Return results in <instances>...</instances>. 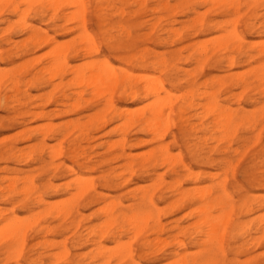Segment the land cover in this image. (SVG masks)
Masks as SVG:
<instances>
[{
	"label": "rangeland",
	"instance_id": "374dc122",
	"mask_svg": "<svg viewBox=\"0 0 264 264\" xmlns=\"http://www.w3.org/2000/svg\"><path fill=\"white\" fill-rule=\"evenodd\" d=\"M44 1L11 0L12 4L19 8L17 16L11 14V7L0 0V156H2L0 157V213H3V218L6 221L17 218L30 224L35 223V230L49 227L51 231L40 235L34 231L29 232L22 253L17 254L18 256L14 258H11V254L18 253V245L13 244L9 253H5L4 246L8 242L2 240L4 236L1 233L0 235L3 237H0V241L2 240L0 242V264H104V261H100L96 256L100 241L96 240L86 245L85 229L89 227L98 229L103 225L102 222L105 223L107 219L100 209L113 199L120 201L121 208L127 215L137 213L140 199L136 188L148 189L154 194V221H159L164 227V231L158 237L150 236L149 239L159 238L160 241H165L163 244L165 248L162 251L158 248L150 250L140 248L139 241L134 238V234L124 232L127 228H123L122 222H118L113 230L121 231L116 242L104 239L102 244L107 251H111L121 242V244L129 242V246L133 248V254L131 253L129 258L120 260L114 258L110 264H172L179 259V257L171 258L170 254L173 252H177L179 256L188 254L189 258L194 257L198 264H203V261L195 256L199 249L191 244V238L196 237L198 232L194 224L203 217L200 212L201 204L190 205L185 201L174 205L179 196L170 191L177 184L182 187V190L190 193L205 188L214 189L216 185L223 184L227 194L235 203V210L231 216V224L225 238L224 263L264 264V238L263 236L261 238L264 232H255V222L264 214V210L257 211L256 208L255 211L248 214L240 208L243 196L264 198V152L262 155L258 152L264 147V111H262L264 108V57L259 53L260 48L264 46V0H249V2L240 0L242 7L238 21H236L237 17L227 13L222 5H216L218 2L214 0H207L206 5L202 4L203 0L192 1L189 5L169 13V16L167 13L153 11L156 7L155 0H145L143 9L140 8V10L132 2L133 0H124L122 4L118 0H108L111 5L107 6L104 11L106 15L104 28L100 27L98 21L94 19V12L99 6H96L92 0H89L87 4L85 25L97 40L104 31L116 37H119L123 31L129 32L135 39L136 51L147 49L150 54L167 55L166 59L171 67L165 75L150 67L126 66L114 55L109 54L105 47L100 48V56H106L114 67L127 68L138 77L140 75L143 77L153 76V78H161L164 81L169 77L172 82L174 81V85H183L172 90L173 95L177 98L176 107L183 105L188 96L186 94L188 91L186 79L190 72L199 85L211 77L224 83L223 87L216 85L213 91L222 109H229L233 114H236V120L229 129L226 139L215 143L211 139H219L222 134L219 131H207V133L202 130L203 127L209 126L211 119L205 117L196 120V116L203 112L201 106L195 111H186L184 116L189 118V123L194 126L196 124L194 130L187 127L179 130L178 117L177 115L173 117L175 120L172 121L173 125L168 131V136H176V143L169 145L170 156L174 159H182L185 164L191 167L192 173L200 174L198 179H192L191 176L176 168V176H174L176 180L171 179V172L164 168H158L156 172L149 168L151 170L148 173H144L139 165L134 168L133 173L120 169L128 160L135 159V162H138L144 155L143 153L154 149L158 143L152 141L149 135L141 133L138 128L129 129L125 133L128 140L124 147L125 159H120L123 162L119 159L111 160L121 153L120 147L111 148L109 146L121 138L120 133H112V130L120 125V122L113 121L101 127L100 120L94 118L102 114L104 111L102 106H95L96 102L94 101L82 105L77 110L60 106L55 101L63 93L61 91H65L66 88L54 92L50 99L48 96H50L52 88L41 84L40 81L36 82L39 77L35 76L37 71L35 68L42 62L43 54L46 55L50 47L40 46L34 49L33 45L24 42L28 37V33L24 29L32 27L48 37H54L58 44L69 42L80 34L78 21L53 22L49 19L48 14L41 18L37 16L36 11ZM164 1H169L171 5L174 4L173 0ZM210 1L211 3H209ZM243 2H247L248 5L244 6ZM105 6L104 4L100 7ZM70 10L72 11L69 9L67 12ZM190 10H197L199 16ZM24 12L26 13L20 14ZM128 15L131 17L129 18ZM169 18L172 21H169ZM197 19L198 21H196ZM233 22H235V26ZM64 27L67 29L63 30ZM68 27L70 28L68 29ZM170 27L175 28L178 36L168 40L167 30ZM232 29L243 39L240 51L231 53L237 43L230 41L227 49L230 52L228 56L218 52L208 58L205 62L206 65L197 66L190 63L188 56L193 53L192 48L195 44L206 42L205 44L212 48L211 46L218 38L220 40L223 36L232 34ZM157 38L163 40L158 41ZM186 47L188 49H185ZM230 58L234 59L232 67L228 64ZM93 59L96 58L91 57L85 60ZM85 60H70L69 65H79ZM67 79L68 77L64 78L62 82H66ZM13 81L17 83L15 87L12 85ZM56 82H58L57 79L54 83ZM166 88H168L167 84ZM227 97L230 98L227 99ZM84 98L87 99L88 96L85 95ZM191 100H195L196 104H204L197 101L196 96ZM113 101L116 109L134 111L143 104L145 105L150 99L138 103L115 96ZM41 114L46 116L41 117ZM109 118L110 115L106 117L107 120ZM259 133L261 135L258 141ZM81 135L83 138H80L78 142L79 153H83L78 157L79 164H76L71 161L67 152L72 143ZM239 138L241 142L237 141ZM170 141V137L164 139V143ZM239 146L243 147V150L239 154H234ZM53 148L55 150L56 148L62 149V155L51 159ZM216 148L223 150L216 151ZM36 159L38 160L36 161ZM89 160L91 166L88 163ZM108 162L109 165H107ZM82 163H86L87 168H79ZM222 163L231 166L222 170ZM56 165H60L58 170H54ZM70 168L75 173L71 172ZM112 168H115L114 175L121 176L112 184L104 186L100 182L103 173ZM226 170L227 174L225 175ZM248 171H252L251 178L247 177ZM155 175H164L165 184L160 189L155 184ZM78 176L79 178H77ZM77 179L81 181L79 182ZM87 181L92 187L88 186ZM115 184L118 186L115 187ZM87 186L89 191H84V187L87 189ZM27 188L28 191L25 190ZM37 195L43 201L37 202ZM161 195L164 199L160 198ZM127 205L128 207H126ZM24 207L26 208L24 209ZM243 213L245 214L243 215ZM213 215L217 218L221 213L215 212ZM214 216L213 218H215ZM34 218L37 222L34 221ZM1 224L4 225L0 223V231L5 232ZM236 225H239L238 229H236ZM248 235L250 236L248 237ZM252 237L260 238V241L258 243L250 242V246H244L245 241H250ZM130 239L132 243H130ZM177 239L185 243V249L176 247ZM64 251L68 253L66 261L64 259L56 260L53 257ZM91 256L93 257L91 258ZM252 258L254 260H251Z\"/></svg>",
	"mask_w": 264,
	"mask_h": 264
},
{
	"label": "bare ground",
	"instance_id": "6f19581e",
	"mask_svg": "<svg viewBox=\"0 0 264 264\" xmlns=\"http://www.w3.org/2000/svg\"><path fill=\"white\" fill-rule=\"evenodd\" d=\"M118 1L122 4L124 0H118ZM155 1H156V7L153 11H159V12H163L165 14L167 13L168 16H169V13L174 12L175 10L179 9L180 7L187 6L192 1L195 2V0H173L174 4L171 5L169 1H164V0H155ZM214 1L218 2V4H216V5H218V6L222 5L226 9L227 13H231L235 17H237L236 21H238L240 19L241 7H242L240 0H214ZM246 1L249 2V0H246ZM3 2L5 3V5L11 7V14L18 16V14H19L18 6L13 5L11 0H3ZM92 2H94L96 6H99V8H97L94 12V19H95V21H98L100 27L104 28L106 26V24H104L106 22V18H105L106 15H105L104 11H105L107 6L111 5V3H109L108 0H92ZM132 2L140 10V8L143 9L145 0H133ZM247 2L246 3L243 2L244 3L243 5L247 6L248 5ZM88 3H89V0H45L44 2L41 3L39 9L36 11L37 16H39L41 18L45 14H48L49 19L53 22L54 21H64L66 23L68 21H78L77 22L78 23V30H79L80 34L77 38L72 39L69 42H66L63 44H58V43H56L54 37H48V36H46V34L41 33L37 30H34L32 27H26L24 29V30H26V33H28V37L26 38V40L24 42L28 43L29 45L31 44V46L33 45L34 49L38 48L40 46L50 47L49 48L50 50H48L46 55L43 54L44 57L41 55V58L43 57V60L35 68L37 70L36 73L34 72L35 76L37 78L39 77V79H37L36 82L40 81L41 84H45L46 86L52 88V92H51L50 96H48V98H50V99H51V96L54 92L61 91L62 88L63 89L66 88L65 91H68L69 93L67 94L65 91H61L63 93L55 101V103H57L60 106H67V107L71 108V110H77L82 105H87L93 101L96 102L95 106L96 105L102 106L104 111L102 112V114L100 116H96L94 118V119L100 120V121L99 120L98 121L100 122L99 125H101V127L102 126L104 127L105 125H107L108 123L113 122V121H119L120 122V125L115 127L112 130V133L113 132L116 134L120 133L119 136L121 138L118 139L116 142H113L109 146L111 148H114L117 146L120 147L121 153L119 155H117L116 157L112 158L111 160H116V159L120 160L121 158L125 157L124 147L128 143V140L126 138L125 133L129 129L138 128L141 133H143L145 135H149L151 137L152 141L158 143V146H156L154 149L149 150L146 153H143L144 155L140 157L138 162L137 161L135 162V159H132L131 161L128 160L120 167V169H123L125 171L130 172V173H133L134 168L137 165H139V167L143 170L144 173H148V172H150L151 169L153 172H156V170L158 168H164L165 170H168L171 172V174H170L172 176L171 179L176 180V178H174V176H176L175 175L176 174L175 169L179 168L180 170H182L184 172V174L191 176L192 179H195V178L198 179L200 177V174L192 173L191 167L189 165L185 164L182 159H179V158L174 159V157L172 158L170 156L169 145L176 143V136H174V135L168 136V131L173 125L172 121L175 120V119L173 120L174 115H177V117H178L177 122L180 124L179 130H183L184 127H187L190 130H194L196 124L194 126V124L189 123V118L184 117V116L187 113L186 111H188V110H194L195 111V110H197L198 107L201 106L200 108L203 109V112L196 116V120H201L202 118H205V117H209L211 119L209 126L207 125V126L203 127L202 130H204L206 132L207 131H209V132L210 131L211 132L212 131H216V132L219 131L222 134V137L219 139H217V138L211 139V141H213L215 143L221 142L223 139H226L228 136L227 134H228L229 129L233 126L234 121L236 120V114H233L231 112V110H229V109H226V110L222 109L221 105L216 100V95H215V92L213 91V89H215L216 85H219V87H223L224 83L221 82V80H217L216 78L211 77L199 85L197 83V81L195 80L194 76L192 75V73L190 72L189 75L187 76V79H186V86L188 88V91L186 94L188 96L185 99V101L183 102V105H181L180 107H176L175 101L177 98H175V96L173 95L172 90L177 89L179 87H182L183 85H180V86H179V84L174 85L173 84L174 81L172 82V80L169 77L165 81L161 78H158V79L156 77L153 78L152 75H151L152 77H143L141 75L139 76L140 78L138 77V75H136L137 76L136 77L135 74H132L129 71V69H127V68H118V67L112 66L110 64V62L108 61V58L106 56H104V55L100 56V48L102 46L105 47L109 54L114 55L122 64H124L126 66H135V67H139V68L150 67L152 70H157L160 73L162 72L165 75L168 73L169 68L171 67L168 60L166 59L167 55L166 54L165 55H158V54H154V53L150 54V51L147 49H142V50L136 51L135 50V39L133 38V36H131V34L129 32L123 31V33L120 34L119 37H116V36L108 34L107 31H104V32H102L101 37L98 38V40H97L95 35L92 34L90 31H88L86 28V25H85V12H86V7H87ZM207 3H208L207 0H203L202 4L206 5ZM209 3H211V1ZM104 4L106 6L101 8L100 6H102ZM69 9H72V11L70 10L67 12V10H69ZM120 11H122V10H120ZM190 11H192L193 14H196V15H198V13H199V12L198 13L196 12L197 10L196 11L190 10ZM138 12H140V11H138ZM25 13L26 12L20 13V14L23 15ZM120 14H122V13H120ZM222 14H223V12H222ZM183 16H184V13H183ZM128 17H129V15H128ZM157 19H159V18H157ZM160 20H161V18H160ZM242 20H244V19H242ZM21 21H23V20H21ZM169 21H172V20L170 19ZM196 21H198V19ZM233 23L235 26V22H233ZM56 26H58V25H56ZM151 26L153 27V25H151ZM69 28L70 27H68V29ZM76 28H77V26H76ZM253 28H254V26H253ZM66 29L67 28L64 27L63 30H66ZM174 29L175 28L170 27L167 30V34L169 36L168 40L178 36L177 31ZM122 30H124V29H122ZM258 30H259V28H258ZM224 33H223V35H224ZM157 40L162 41L163 39L157 38ZM212 40H213V38H212ZM230 41H234L237 43L236 46L234 45L231 53H236V52L240 51L241 43H243V39L241 38L240 35H238V33L235 30H233L232 34H230L229 36H223L222 38H220V40L218 38L217 41H215V42L213 41L214 43H213V46H211L212 48H209L205 44L206 42H204V44H200V43L195 44L194 47L192 48L193 53L190 56H188V60L190 61V63H193L197 66H200V65H204L205 62L208 60V58H210L211 55L216 54L218 52H221L222 54L228 56L229 55L228 53H230V52H228L227 49H228V44L230 43ZM185 49H188V47H186ZM259 53L264 57V46L262 48H260ZM169 56H171V55H169ZM91 57H94L96 59H93L90 61L85 60V59L91 58ZM38 58H40V57H38ZM75 59H80V60H85V61L81 62V64H79V65H77V64L76 65L75 64L69 65L70 64L69 61L75 60ZM35 61L37 63L36 59H35ZM188 64H189V62H188ZM228 64H230L229 66H231V67L234 66V59L230 58L228 60ZM219 65H221V64H219ZM219 67H221V66H219ZM259 71H261V70H259ZM260 73H259V75H260ZM203 75H204V73H203ZM148 76H150V75H148ZM66 77H68L67 81L62 82V80ZM55 79H57L58 82L54 83ZM166 84L168 85V88H166ZM12 85L15 87L17 85L16 81H13ZM230 87H228V88H230ZM263 90H264V87H263ZM261 92H262V90H261ZM85 95L88 96L87 99L84 98ZM115 96H117V97L119 96L120 98H122L124 100L132 101V102H138V103L149 100V99H150V101L145 103V105L143 104L142 106L138 107V109H136L134 111L126 110V109L125 110L124 109L119 110V109H116L114 101H113ZM194 96H196L197 101H200L201 103H204V104L201 105L198 103L197 104L194 103L195 100H191L194 98ZM178 97H179V95H178ZM229 98L230 97H227V99H229ZM242 99L244 100V98H242ZM247 106H248V104H247ZM262 111H264V108H262ZM32 112H30V113H32ZM107 114L110 115V118L108 120L106 119V117L109 116ZM34 116H39V115H34ZM40 116L45 117L46 115L41 114ZM263 120H264V118H263ZM48 128H49V126H48ZM263 129H264V127H263ZM260 135H261V133H259V135H257L258 141H259ZM166 137H170L171 141L168 143H164V139ZM80 138H83V136L81 135V136L77 137L76 140L74 139L75 141L72 143L71 147L68 149V152H67V155L69 156L71 161L76 163V164H79L78 157L83 153V152L79 153V143L78 142H79ZM237 141H240V138ZM111 148H108V149H111ZM58 149L56 148V150L54 149L53 151H51V159H54L56 157H60L62 155V149H60V148H58ZM215 150L216 151H222L223 149L216 148ZM242 150H243V147L239 146L234 151V154L235 153L239 154ZM258 152H260L262 155V152H264V147H262V149H260V151H258ZM260 153H258V154H260ZM53 154H55V155H53ZM227 155H229V154H227ZM263 155H264V153H263ZM258 156L260 157V155H258ZM0 157H2V156H0ZM37 160L38 159H36V161ZM120 161H122V160H120ZM88 163L91 166L90 160ZM109 164L110 163L108 162L107 165H109ZM255 165H257V164H255ZM221 166L223 167L222 168V170H223L225 168L226 169L230 168L231 165L227 164V163H222ZM59 167H60V165L54 166V170H58ZM85 167H86V163H82L79 165V168L83 169ZM89 168H91V167H89ZM140 168H138V169H140ZM149 168H151V169H149ZM114 170H115V168H112L108 172L103 173L104 175L102 176L100 182L104 186L110 185V184H112V182L114 180L117 181L120 178L121 175H114ZM252 171H248L249 173L248 172L246 173L248 178L252 177V175H253L251 173ZM71 172L75 173L73 169H71ZM224 174L225 175L227 174V170ZM155 176H156V178H155L156 183L155 184L160 189L165 184L164 179H163L164 175H155ZM77 178H79V176ZM253 178H255V177H253ZM77 181L80 182L81 180L77 179ZM83 182L86 183V181H83ZM90 182H91V180H90ZM87 184H88V181H87ZM175 184H177V183H175ZM78 186H76V187H78ZM88 186L92 187L91 184H88ZM88 186L86 187L87 189H85V187H84L83 190L89 191ZM117 186H118V184H115V187H117ZM213 188H214V186H213ZM136 189L138 191V196L140 199V207H139L137 213L132 214V215H127L126 212L121 208L120 201L113 199L112 201L105 203L103 208L100 209V212L102 214H104L106 219H107L105 221V223L102 222L103 225H101L100 228H98V229L97 228H90V227L85 229V232H86L85 236L87 237L85 240L86 245L89 243H93L96 240L100 241L98 243V246H97L96 256L100 259V261L101 260L104 261V264H110L111 260L114 258H119L118 260L124 259V258H129V257H131V253L133 254V248H132V246H129V242L128 243L125 242L124 244H121L122 243L121 242L120 244L116 245V247L111 251H107L105 246L102 244V242H103L102 240H104V239H109L113 242H116V240L119 237L118 235L121 231L120 230L113 231V230H114V228L118 222H122L123 228H125V229L127 228L126 230L124 229L125 230L124 232H126V231L132 232L134 234V238L139 241L140 248L147 249V250H150L153 248H158L160 251H162L165 248L164 247L165 245L163 246L165 241L164 242H163V240L160 241L161 239H159V238H156L155 240L149 239L150 236H157L158 237L164 231V227L161 225V223L159 221H154V210H155V206L153 204L154 194H152L151 191L148 189H143V188H136ZM25 190L28 191V188ZM83 192H80V193H83ZM170 192L173 194H177L179 196V199L175 202L176 204H174V205H177V203L181 204L182 202H185V201L188 202L190 205H195L197 203L201 204L200 212L203 214V217L194 224L195 229H198V232H197L196 237L191 238V241H192L191 244H193L194 247L199 249V251L195 254V256H198L201 259V261H203V264H225L224 263V261H225V258H224L225 238H226L229 226L231 224V216L235 210V203H234L233 199L227 194V192L225 190V186L223 184H221V185H216L214 189L205 188V189L200 190V191L194 190V193H190V192H186V191L182 190V187L179 184H177V186L175 188H171ZM215 193H217V194H215ZM38 195H39V193H38ZM38 195L36 197H38ZM163 195L160 196L161 199H164ZM1 196H3V195L1 194ZM78 196H80V195H78ZM78 196H76V197L79 198ZM36 200L38 202V201H41L42 199L40 200V198L38 197ZM69 200H70V198H69ZM71 200H72V198H71ZM81 202H80V204H81ZM241 202H242L241 206H240L241 210L243 212L244 211L247 212L248 214L252 213V211H255L256 208H257L256 209L257 211L264 210V198L248 197L246 195V196H243L241 198ZM126 207H128V205ZM169 207H170V205H169ZM25 208L26 207H24V209ZM59 209H60V207H59ZM61 212H62V209H61ZM215 212H219V213H221V215H219L217 218L213 215L215 217V218H213L212 214ZM96 213H97V211H96ZM196 213H197V211H196ZM244 214L245 213H243V215ZM99 217H100V215H99ZM0 218H1L0 223L4 224V225L1 224V227L3 226L2 229L5 231V232L0 231V234L2 233V235L4 236L3 237L0 235V237H3L2 240H6V242H8L4 246V249L6 250L5 253H7V254L9 253V249L13 246V244H17L19 247L18 253H16L15 255L11 254V258L17 257L18 256L17 254L22 253V250H23V247H24V244H25V241H26V238H27V235L29 232L34 231L36 234L40 235V234H46V233L51 231V228H49V227H45V228L42 227V228L35 230V225H34L35 223L30 224V223H27L25 221H20L17 218H12V219L6 221L3 218V213H0ZM34 221L37 222V220H35V218H34ZM235 227H236V229H238L239 225H236ZM242 228H243V226H242ZM120 229H122V228H120ZM255 229H256L255 230L256 233H260L262 231L264 232V214L258 218L257 222H255ZM180 230H182V229H180ZM5 234H6V236H5ZM251 234H253V233H251ZM249 236L250 235H248V237ZM262 236L264 238V233H263V235H261V238H262ZM79 237L81 238V235H79ZM132 240H133V237H132ZM132 240L130 241V243H132ZM259 241H260V238L255 239L252 237L250 239V241H245L244 246H248L250 244V242L251 243H253V242L258 243ZM125 244H128V245H125ZM175 245H176V247L183 248V249H185V246H186L185 243L181 240L180 241L178 240V242ZM161 246H163V247H161ZM159 247H161V248H159ZM229 247L231 249L230 245H229ZM238 251H239V249H238ZM188 253H191V252H188ZM170 255H171V258H178L179 257V259L175 260L173 263L171 262L172 264H198V261L194 257L189 258L190 255H188V254H184L182 256H179V254L177 252H173ZM227 256H228V254H227ZM53 257L56 260L64 259L66 261L68 258V253L64 251L61 254L54 255ZM92 257L93 256H91V258ZM251 260H254V258H252ZM116 261H117V259H116Z\"/></svg>",
	"mask_w": 264,
	"mask_h": 264
}]
</instances>
